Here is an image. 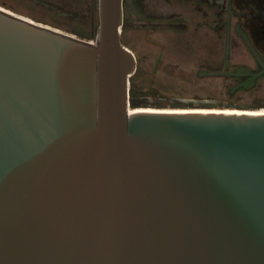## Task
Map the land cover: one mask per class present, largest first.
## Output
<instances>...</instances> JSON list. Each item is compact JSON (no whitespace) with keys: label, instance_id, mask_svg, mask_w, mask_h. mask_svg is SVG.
Here are the masks:
<instances>
[{"label":"water","instance_id":"water-1","mask_svg":"<svg viewBox=\"0 0 264 264\" xmlns=\"http://www.w3.org/2000/svg\"><path fill=\"white\" fill-rule=\"evenodd\" d=\"M123 1L93 38L0 5V264H264V111L133 106Z\"/></svg>","mask_w":264,"mask_h":264},{"label":"rangeland","instance_id":"rangeland-1","mask_svg":"<svg viewBox=\"0 0 264 264\" xmlns=\"http://www.w3.org/2000/svg\"><path fill=\"white\" fill-rule=\"evenodd\" d=\"M227 1L124 0L122 41L137 58L134 99L138 106H264V74L244 87L238 85L244 78H226L221 73L228 21V69L258 68L256 58L234 30L238 16L232 13L228 19ZM245 4V23L254 31L264 3L245 0ZM0 5L86 38H93L98 24L97 0H0Z\"/></svg>","mask_w":264,"mask_h":264},{"label":"trees","instance_id":"trees-1","mask_svg":"<svg viewBox=\"0 0 264 264\" xmlns=\"http://www.w3.org/2000/svg\"><path fill=\"white\" fill-rule=\"evenodd\" d=\"M237 1V0H236ZM254 1H259V0H254ZM261 2H262V0H261ZM233 3H234V0H233ZM238 4L240 5V6H243V7H246V4H245V1H243V0H238ZM260 15H258V16H256V20H258V22H259V25H258V28L257 29H255L254 31H252V26L250 25V31H248L247 29H246V31H247V33H248V35H249V37H250V39L252 40V42L254 43V45H255V47H256V49L258 50L259 49V51H262V44H261V42H262V40H264V34H263V36H262V19H261V17H259ZM246 18V17H245ZM244 24V23H243ZM98 25V24H97ZM96 28H97V26H96ZM96 30V29H95ZM84 32V33H83ZM96 32V31H95ZM79 33H82V35L83 34H85V31H83V30H81ZM94 35H95V33H94ZM94 35H93V37H94ZM91 38V37H90ZM260 54V53H259ZM261 55V54H260ZM261 57H262V55H261ZM260 68V65L258 64V69ZM257 70V69H256ZM231 77H234V78H237V77H242V78H245V76H231V75H226V78H231ZM262 77V75L261 76H259V77H257L256 78V81H259L260 80V78ZM131 79H132V85H131V87H130V101H131V104L133 105V106H138V104L135 102V99H134V97H135V91H134V84H135V80H136V72H134V74H132L131 75ZM240 89H244V87H240Z\"/></svg>","mask_w":264,"mask_h":264},{"label":"flooded vegetation","instance_id":"flooded-vegetation-1","mask_svg":"<svg viewBox=\"0 0 264 264\" xmlns=\"http://www.w3.org/2000/svg\"><path fill=\"white\" fill-rule=\"evenodd\" d=\"M209 2H211V1H217V2H219V3H221V2H223V0H208ZM243 1H245V0H243ZM229 2H230V5L232 6V9H231V11H230V15L233 13V14H235L236 16H238V22H240L241 24V27L245 30V32L247 33V31H246V29L248 30V31H250V27L248 26V24H246L245 23V20H246V18H247V16L248 15H245L244 14V10L245 9H243V8H245V7H243V6H240L239 4H238V2L236 1V0H234V3H233V0H228L227 1V4L229 5ZM262 3H264V0H262ZM123 4H124V1H123ZM233 4V5H232ZM243 7V8H242ZM263 7H264V4H263ZM230 15H229V17H230ZM245 16H246V18H245ZM241 18V19H240ZM262 35L264 34V13H262ZM243 20H244V22H243ZM244 23V24H243ZM210 25H212L211 23H209ZM236 25H237V23L235 24V27H234V30H235V32L236 33H238L237 31H236ZM238 35H240L239 33H238ZM247 35H248V33H247ZM249 36V35H248ZM261 44H262V51H259V49H258V52L262 55V59L264 60V40H262V42H261ZM258 63V62H257ZM260 69V68H259ZM257 70H258V68H257Z\"/></svg>","mask_w":264,"mask_h":264},{"label":"bare ground","instance_id":"bare-ground-1","mask_svg":"<svg viewBox=\"0 0 264 264\" xmlns=\"http://www.w3.org/2000/svg\"><path fill=\"white\" fill-rule=\"evenodd\" d=\"M139 107H151V108H165V109H240L236 107H152V106H139ZM242 109H255L257 111H264L263 107H256V108H242Z\"/></svg>","mask_w":264,"mask_h":264}]
</instances>
